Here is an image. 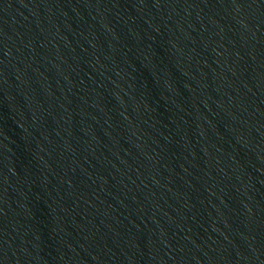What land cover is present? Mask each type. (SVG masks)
<instances>
[{"label": "water", "instance_id": "95a60500", "mask_svg": "<svg viewBox=\"0 0 264 264\" xmlns=\"http://www.w3.org/2000/svg\"><path fill=\"white\" fill-rule=\"evenodd\" d=\"M0 264H264V0H0Z\"/></svg>", "mask_w": 264, "mask_h": 264}]
</instances>
